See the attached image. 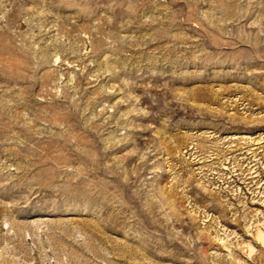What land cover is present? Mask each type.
I'll use <instances>...</instances> for the list:
<instances>
[{
	"label": "rangeland",
	"instance_id": "obj_1",
	"mask_svg": "<svg viewBox=\"0 0 264 264\" xmlns=\"http://www.w3.org/2000/svg\"><path fill=\"white\" fill-rule=\"evenodd\" d=\"M264 0H0V264H264Z\"/></svg>",
	"mask_w": 264,
	"mask_h": 264
},
{
	"label": "bare ground",
	"instance_id": "obj_2",
	"mask_svg": "<svg viewBox=\"0 0 264 264\" xmlns=\"http://www.w3.org/2000/svg\"><path fill=\"white\" fill-rule=\"evenodd\" d=\"M259 238H264V236L260 233Z\"/></svg>",
	"mask_w": 264,
	"mask_h": 264
}]
</instances>
